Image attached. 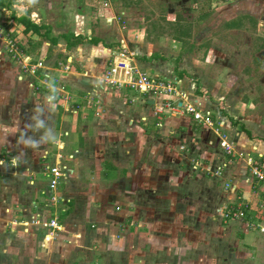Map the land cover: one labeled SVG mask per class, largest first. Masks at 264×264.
<instances>
[{
  "label": "crops",
  "instance_id": "obj_1",
  "mask_svg": "<svg viewBox=\"0 0 264 264\" xmlns=\"http://www.w3.org/2000/svg\"><path fill=\"white\" fill-rule=\"evenodd\" d=\"M87 2L92 3L91 0ZM48 14L49 17L53 16L51 10ZM65 15L69 17L67 13ZM250 15L252 17L249 18L254 26L255 15L252 13ZM49 17L42 24L54 33L52 36L58 37L70 33L68 29L58 30V28L63 29L62 20L57 21L59 26H56L50 22ZM17 25L21 28L19 29ZM241 26L242 23L238 27ZM8 29L11 36L23 37L25 32L22 24H15ZM123 29L122 25L118 24L117 32H112L106 41L96 35L93 36L94 27L89 22L87 33L83 34V43L71 47L65 41L67 48H75L74 53L66 58L67 63L48 64L47 59L41 55L40 60L45 61L48 70L58 76L60 82L65 80L73 91H77V96H74L71 105L64 100L46 103L43 92L39 91L41 88L39 90L34 88L36 91L32 88L30 82L32 76L23 71L21 62L10 58L9 62L5 63L0 59V86L5 90L8 88L7 91L0 90V210L7 211V220L13 218L8 220L4 227L0 226V235L7 232L6 237L11 241L17 239L19 243L15 244L20 245V248H17L8 243L2 247L0 264H15L14 261L20 259L23 261H18L16 264H26L24 259L31 258L29 252L27 253L29 247L40 244L52 229L35 224L33 221L49 220L52 217L58 219L61 227L54 229L55 239L51 240L52 246H48V250L36 247L39 252L36 254L38 259L54 256L60 245L65 242L77 246L75 256L79 257L73 264H107L109 262L107 247L114 237L117 238L112 242L115 250L123 248L128 252L131 249H139L141 252H146L150 248V242L146 239L145 229L153 223L154 225L162 223V226L166 227L174 226L177 216L179 217L182 212L183 219L185 214H192L195 217L197 212L193 210L197 209L196 200H200L199 207H201L198 213L199 219L195 221L197 225L207 227L205 218L208 219L211 211L213 215L210 216L211 220L218 219L221 224L235 225L234 227L239 231L236 235L239 243L242 242L248 249L261 246L264 249V231H262L264 182L252 174L249 162L251 158L264 172V113L259 115L260 119H257V122L255 119H249L246 114L251 108L234 110L238 112L237 116L231 113L232 110L229 111L230 103L225 90L228 87L224 84L221 86L220 80L216 78L210 80L207 76L208 72L213 71L211 68L214 64L213 59L190 57V62L184 59L185 61L179 62L178 65L174 61L176 56L172 58V52L168 54L172 51L170 42V45H166L168 48H165L164 54L162 50L157 52L155 43L145 37V27L129 30L127 35L124 34ZM43 30L41 33L33 31L25 33L32 37L34 34H42ZM19 32L22 34L18 35ZM47 39L49 40L47 44L50 46L60 44L63 38L56 44L52 43L49 37ZM122 40L137 50L136 63L139 67L142 64L141 69L144 68V71L161 78L174 80L177 88L184 90L190 101L195 102L203 110H211L213 124H204L186 112L157 114L154 98L129 94L127 91L132 90L127 87L101 88L97 77L107 70L114 55L120 50ZM175 42L178 41L173 40V43ZM27 50L30 52L26 47L24 51ZM156 53L159 56L156 57ZM25 54L32 56L28 52ZM260 56L258 57L261 58ZM69 59H73V62L68 63ZM53 84L55 87L59 83L54 80ZM173 97L177 98L176 95ZM90 98H93L92 104H88ZM75 104H81L77 113L72 109V105ZM36 113L39 115L38 123L35 121ZM48 114L61 116L54 125L55 134L52 136V143L44 147ZM247 119L250 123L246 122ZM257 124L262 130L256 129ZM107 127H112L114 132L119 131V133L115 132L119 136L112 139L121 142L120 146L126 158L130 160L132 157L140 158L144 173L152 172L153 166L156 165L157 170L164 175V179L171 175L175 177L173 165L176 160H181L184 170V173L178 176L183 178L179 182L183 184L184 190H178L181 192V198L176 200L178 191L174 190L172 196L167 188L169 185L164 183L163 178L158 179V177H154L153 185L149 189L152 196L140 195V187L144 185L142 181L152 177L150 174L146 177L147 174L144 176L141 172V182H123L125 185L120 190L124 205L121 203V206L117 205L116 208L129 212L122 223L114 221L108 225L111 221L108 219L107 211L102 209L103 212L98 214L95 210L98 206L108 204L106 198H99L97 203L92 204L85 202L83 205L74 200L75 197L68 191V180L62 179L58 185L57 194L60 199L56 203L50 202L48 167L58 161L69 166V176L71 173L72 179H78L80 174L88 169L90 175L88 192L107 196L108 191L104 184L106 181L111 183L116 179V174L105 158L111 155V152L107 151L110 146L105 144L109 139L103 134L100 135L103 130H108ZM217 128L220 132L229 133L236 148L246 152L248 157L246 160L225 153L219 144L220 135ZM93 137L95 138L90 143L89 139ZM34 153L36 156H33ZM87 161L91 162L88 168L85 166ZM123 171L128 173L129 170L125 168ZM123 174L119 175L120 182L128 176ZM27 180L37 183L36 194L28 195L26 191L21 190L23 182ZM209 195H212V201L208 200ZM166 196L167 198L172 196V202L167 201ZM242 202L249 205L246 218L224 219L222 213L227 205H238ZM163 205L166 213L161 214L162 218L155 219L157 209H161ZM53 209L56 212H53ZM3 216L4 212L0 215L1 221L4 220ZM112 232L116 234L113 235ZM33 237H37L38 240H33Z\"/></svg>",
  "mask_w": 264,
  "mask_h": 264
},
{
  "label": "rangeland",
  "instance_id": "obj_2",
  "mask_svg": "<svg viewBox=\"0 0 264 264\" xmlns=\"http://www.w3.org/2000/svg\"><path fill=\"white\" fill-rule=\"evenodd\" d=\"M91 1L92 3L90 4L87 0H14L11 6L0 4V26L5 29L11 28L15 24H19L13 16L21 17L23 15L30 16L37 24H42L47 21L46 18L50 16L48 14L49 10L52 11L53 15L49 17L51 19L50 22L56 26H59L57 21L62 20L63 22L61 23L63 29L58 28L59 31L68 29L71 34L83 37V34L87 33L89 22L91 26L94 27V31L92 32L93 36L96 35L105 40L112 32H117L118 24H121L124 28L125 35L128 34L129 30H137L138 27L143 26L146 32L145 37L148 41L155 43V50L157 52H159L158 50H162L165 54V48H168L166 45L168 46L170 42L172 51L168 54L170 55L172 52L173 56L171 57L174 58L176 56L177 59L175 58L174 61H176L178 65L179 62H184L185 60L190 62V57L197 59L202 58L205 60L213 59L214 64L211 65L213 71L208 72L207 76L210 80L215 78L220 80L219 83L221 86L224 84L228 87L225 88V90H227L226 97L229 99L230 103V108H228L229 111L232 110L231 113L237 116L238 112L235 111L248 107L251 108V111H247L246 113L248 114V118L255 119L256 121L260 119L259 115L264 113V0ZM104 3L107 4L104 5ZM65 13H67L69 17L66 16ZM251 13L255 15V17L253 16L256 22L254 26L249 18ZM229 22H231V24ZM241 23L242 26L238 27ZM17 27L19 29L21 28L20 25H17ZM180 27L186 28L185 30H188L190 34L189 36H183L181 40L176 37V35L179 34L178 29H180ZM111 29L113 31H110ZM43 33L40 35L34 34L32 37L30 36V38L27 33L23 32V41L21 39L20 44L25 48L27 47L30 50V52L28 50L27 52L31 53L32 56L25 54L27 52H25V48H23L21 51V59L19 60V62L22 63V68L24 65V56L27 55L31 56L32 62H36L37 60L39 62L42 58L41 55H43L45 59H47L46 61L48 64L51 63L54 65L63 62L67 63L66 58L68 59V56L74 53L73 51H75V48H67L65 45L66 42L63 39L60 42L61 45L56 44L49 46L47 44L49 40L47 39L48 37L45 34V30H43ZM17 34L20 35L22 33L19 32ZM52 34L54 35V33L51 32V35ZM5 40L6 38L2 37L0 34V59L4 60L6 63L9 62L10 58L13 59V55L8 51ZM173 40H177L178 42L173 43ZM58 53L59 57L57 58ZM259 55H261V58L258 57ZM155 56L157 57L159 55L156 53ZM73 59H69L68 63L73 62ZM138 64L140 65V63ZM141 65L140 67H142ZM48 68L49 67L44 61V67L40 69V73L46 71L52 74ZM143 70L145 69L143 68ZM100 76L97 77L98 82ZM231 76L233 77L231 78ZM36 79L37 77L32 76L30 82L33 85V89L39 90L42 85L40 81ZM35 89L34 91H36ZM0 90L7 91L8 88L5 90L3 86H0ZM39 91L43 92L42 95L46 103L52 102L49 100L52 94H55L61 102L68 98L65 100L68 105H71L74 96H77V91H73L71 85L65 80H61V82L52 89L45 90L41 88ZM137 92L138 91L133 90L127 91L129 94H136L140 97L143 96L142 93ZM60 98L63 99L61 100ZM34 116L36 123H38L39 115L36 113ZM60 116L61 115L56 117L55 115H47V119L49 120L46 121L47 123L45 125L44 147L52 143V136L55 134L54 125L57 123ZM247 121L248 119L246 122ZM107 128L108 130H103L100 135L103 134L109 139L105 144L110 146L109 149H106L111 152V155L105 158L106 162L110 164L112 170L116 174L115 180L111 183L106 181L104 184L108 191L107 196L93 195L88 192L90 178L88 169L83 171V174H80L78 179L70 178L71 173L69 176L68 169L66 177L63 178V180H68V191L75 197L74 200H77L78 203L82 205L85 202L86 204L90 202L91 204L93 202L97 203L99 198H106V200L109 201H107L108 204H102L103 206H98L95 210L98 214L103 212L102 209L107 211L108 219L111 221L108 225H111L114 221L115 223L124 222L129 214L126 210H118L116 208L117 205L121 206V203L123 204V199L121 198L122 191H120L125 185L123 182H141L142 179L140 175L144 168L140 158L132 157L131 160L126 158L124 156L125 152H123L120 146L121 142L118 139H112L119 136V134H117L119 131H115L117 132L115 133L112 127ZM256 129L262 130L261 126L258 124ZM227 135L229 136V133ZM94 138L95 137L89 139V142L91 143ZM236 150L238 149L236 148ZM239 151L244 153L243 157L240 159L246 160V158H248L246 152L243 150ZM33 156H36L35 153ZM56 164L57 163L54 165ZM90 164L91 162L87 161L85 166L88 168ZM173 166H175V168H173V170H175L173 171L175 177H171V175L166 177V179H164V175L157 170L156 165L153 166L152 172H143L144 176L147 174L146 177H148V174H150L152 177L142 181L144 185L140 187V195L152 196L150 195L151 192H149V189L153 185L152 181L154 177L164 179V183L169 185L167 188L170 190L169 192L171 195L174 190H184L183 184L179 182L182 181L183 178L178 177L180 174L184 173L181 160H176ZM21 168L23 169V166ZM125 168H128V173L127 171H123ZM120 174H127L128 176L127 178H123L122 182H120ZM25 182L26 181L23 182L24 185L21 190H23V192L26 191L28 195L32 193L36 194L37 183L35 184L34 181L30 182V180ZM191 190L193 191V189ZM179 192L180 191H178L175 196L176 200L181 198V192ZM137 195H139V193ZM172 196L169 198L166 196L165 199L172 202ZM64 197L66 198V196ZM208 200H213L212 195H209ZM195 204L197 205V209L193 210L197 212L195 217L192 214H185V219H183L182 212L179 217L177 216L174 226L166 227L162 226V223H157L155 225L153 223L151 226H148V228L145 229V235L147 236V241L150 242V248L146 252H141L139 249H131V251L128 252L123 250V248L115 250L116 248H114L115 246L112 245V242H115L117 238L114 237V240L109 243V247H107L109 252V262L107 264H264V249L262 246L248 249L242 242L239 243L236 236L239 231L234 227V224L225 225L221 224L218 219L215 221L211 220L210 216L212 217L213 215H211L212 212L209 211L208 219L205 218L207 227L197 225L195 221L199 219L198 213L201 208L199 207L200 200H196ZM164 206L165 205L159 210L157 209L155 219H160L161 214L164 215L166 213ZM2 212H4L5 217H2V219H4L3 221L0 220V226L4 227L8 220L13 218L7 220V211L0 210V215ZM213 214H215L214 211ZM112 234L115 235L116 232H112ZM47 235L49 236V233H47ZM47 235H45L40 244L29 247L27 253L29 252L28 255L31 256V258L29 260L23 258L26 264H73L78 261L76 258L79 256H75L77 246L74 243L71 245L65 242L60 245L54 256L50 255L46 256L45 259H38L36 254L39 252L36 247L39 246V248L48 250L49 247L52 246L50 243L51 240L55 239V234L46 237ZM6 236L7 232H3L0 235V251L2 250L1 248L8 243L10 246L20 248L19 244H15L19 243L16 241L17 239L14 238L11 241ZM204 236L207 237L205 238ZM33 238V240H38L37 237ZM111 256L113 257L110 259ZM20 261L22 262L23 260L20 259ZM17 262L14 261L15 264ZM80 262H82L81 258Z\"/></svg>",
  "mask_w": 264,
  "mask_h": 264
},
{
  "label": "built area",
  "instance_id": "obj_3",
  "mask_svg": "<svg viewBox=\"0 0 264 264\" xmlns=\"http://www.w3.org/2000/svg\"><path fill=\"white\" fill-rule=\"evenodd\" d=\"M9 30L10 29H5L0 26V34L2 37L6 38L5 41L7 43L8 51L12 53L14 60L19 61L21 59L22 51V49L19 47V43L22 36L13 37L9 33ZM137 55V50L131 47L130 44L128 45L125 40H122L120 50L114 55L113 60L107 70L99 77V84L101 88L106 89L107 87H127L133 91H138L143 95L154 98L155 111L157 114H162L164 112L180 114L181 112H186L191 114L194 119L201 121L204 124H213L211 110H203L195 102L190 101L187 93L182 89L179 90L174 80L161 78L141 69L136 63ZM43 67L44 60L32 62L30 56H24L23 71L26 74L37 77L43 86L40 87L44 88L45 90H49L54 88V80L57 83H60V78L46 71L40 73V69ZM174 95H176L177 98H174ZM60 99L62 100L63 98ZM67 99H64V101ZM49 100L52 102H61L55 94H52ZM92 101L93 98H90L88 100V104H92ZM80 108L81 104L72 105L74 113H77ZM217 131L220 135V147L224 149L225 153L231 157L242 158L244 153L242 151L236 150L234 142L231 141L227 135L228 133L220 132L218 128ZM58 162L56 165L48 167V174L50 177L49 190L51 191L50 202L52 203H56L59 200L57 188L60 181L66 177L69 169L65 163H62L61 161ZM249 162L252 174L258 180L264 182V172L261 166L254 162V160L251 158H249ZM52 211L56 212L55 209ZM248 211V203L242 202L238 205H227L222 215L226 220H238L246 218ZM33 223L52 228L49 230V236L55 234L54 229H59L61 227L56 217H52L49 220L36 219L33 221ZM262 231H264V228H262ZM49 236L47 235L46 237Z\"/></svg>",
  "mask_w": 264,
  "mask_h": 264
},
{
  "label": "trees",
  "instance_id": "obj_4",
  "mask_svg": "<svg viewBox=\"0 0 264 264\" xmlns=\"http://www.w3.org/2000/svg\"><path fill=\"white\" fill-rule=\"evenodd\" d=\"M14 0H0V4H5V6H11L12 3H13ZM14 19H16L19 24H22L24 25L25 27V32H28V31H33L34 33H41V31L43 29H45V34L46 36L49 37V39L52 41V43L56 44L58 43V41L63 38L67 44L69 46H76L80 43H83L82 41V38L83 36H78V35H74V34H71V33H64L58 37L56 36H52L51 35V31L49 30V28H47L46 26H44L43 24H37L35 23L30 17L26 16V15H23L21 17H16V16H13ZM187 19V17H186ZM186 28H183V27H180V29H178V32L179 34L176 35L177 39L181 40V38L183 36H189V31L188 30H185ZM177 32V33H178ZM15 37V36H13ZM22 44L19 43V47L23 50L24 46L22 47L21 46Z\"/></svg>",
  "mask_w": 264,
  "mask_h": 264
}]
</instances>
